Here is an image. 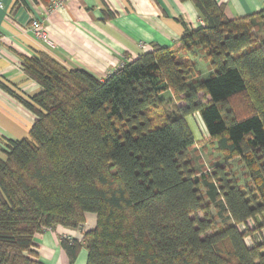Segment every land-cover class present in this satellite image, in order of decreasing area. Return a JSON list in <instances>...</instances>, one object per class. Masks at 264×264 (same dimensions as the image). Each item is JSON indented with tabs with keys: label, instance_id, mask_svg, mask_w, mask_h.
I'll return each mask as SVG.
<instances>
[{
	"label": "trees",
	"instance_id": "1",
	"mask_svg": "<svg viewBox=\"0 0 264 264\" xmlns=\"http://www.w3.org/2000/svg\"><path fill=\"white\" fill-rule=\"evenodd\" d=\"M178 1L203 26L104 81L36 53L21 63L36 95L0 83L35 116L0 147V264H42L35 235L80 231L88 213L93 230L59 239L69 264L82 249L85 264H264V10L230 20L215 0ZM194 114L245 183L231 164L193 169Z\"/></svg>",
	"mask_w": 264,
	"mask_h": 264
},
{
	"label": "crops",
	"instance_id": "2",
	"mask_svg": "<svg viewBox=\"0 0 264 264\" xmlns=\"http://www.w3.org/2000/svg\"><path fill=\"white\" fill-rule=\"evenodd\" d=\"M54 0H0V83L29 98L40 87L22 71L23 58L44 53L67 70L85 72L99 81L154 46L177 45L185 32L203 26L195 8L178 0H71L63 10H52ZM227 19L264 10V0H215ZM39 21L46 42L30 31ZM141 45L147 50L141 49ZM35 116L0 88V147L28 138ZM0 159L4 155L0 148ZM96 217L85 214L82 229L56 227L35 235L34 251L42 264H69L60 238L80 239L95 228ZM86 227V228H85ZM82 249L73 264H85Z\"/></svg>",
	"mask_w": 264,
	"mask_h": 264
},
{
	"label": "rangeland",
	"instance_id": "3",
	"mask_svg": "<svg viewBox=\"0 0 264 264\" xmlns=\"http://www.w3.org/2000/svg\"><path fill=\"white\" fill-rule=\"evenodd\" d=\"M197 65L200 68L202 74H204V66L201 62V59L198 57ZM206 74H204L201 79H206ZM168 94H163L162 98L167 99ZM187 124L191 131V134L194 139V147L189 152L190 161L193 163V169L197 171L198 174L202 173H210L215 166L223 165V164H231L233 167V171L238 174V178L240 179V183H245L246 178L243 176L244 171L242 169V165L237 162V159H233L229 161L225 159V156L222 153H219L216 150L215 145L210 141L208 134L204 128V125L197 114L187 117ZM214 214V212H212ZM226 220L225 217L222 220ZM221 220V221H222ZM227 221V220H226ZM217 222H220L217 220ZM229 222V221H227ZM86 228V227H85ZM245 228L248 230L254 229V223L250 220L247 221L245 225L239 226V230L245 232ZM262 234L264 235V231L261 229ZM257 232H253L252 235H248L245 239L247 246L253 245V238L258 239L256 234ZM258 241V240H257Z\"/></svg>",
	"mask_w": 264,
	"mask_h": 264
},
{
	"label": "built area",
	"instance_id": "4",
	"mask_svg": "<svg viewBox=\"0 0 264 264\" xmlns=\"http://www.w3.org/2000/svg\"><path fill=\"white\" fill-rule=\"evenodd\" d=\"M71 0H54L51 4L52 10H63L65 5ZM30 31L32 34L43 42H46L45 30L43 29L41 23L39 21H32L30 23ZM4 41V38L0 36V44ZM141 49L147 50L146 46L141 45Z\"/></svg>",
	"mask_w": 264,
	"mask_h": 264
}]
</instances>
